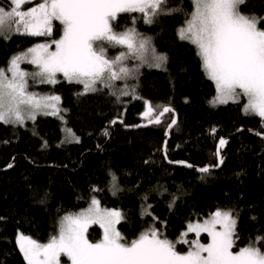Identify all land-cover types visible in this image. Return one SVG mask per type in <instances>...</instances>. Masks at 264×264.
<instances>
[{
	"label": "trees",
	"instance_id": "16d2710c",
	"mask_svg": "<svg viewBox=\"0 0 264 264\" xmlns=\"http://www.w3.org/2000/svg\"><path fill=\"white\" fill-rule=\"evenodd\" d=\"M0 5L7 7V0H0ZM167 7L181 11L159 16L153 24L142 19L135 24L138 32L151 38L156 52L168 57L162 68L145 64L130 80L129 90L134 87L140 99L129 95L117 102L107 88L77 95L83 86L63 79L43 88L58 92L59 107L67 111L38 114L22 125L0 122V264H26L16 242L18 232L48 241L56 234L60 217L86 207L94 195L103 206L122 210L125 219L118 227L129 241L153 224L175 239L189 221L208 217L218 208L233 209L237 216L234 251L264 237V139L248 131L264 133L260 118L242 112L244 99L218 106L209 103L216 95L214 83L201 70L195 46L177 35L185 13L192 11L191 0H167ZM240 10L264 17V0H247ZM132 15L140 14H120L116 29L132 26ZM60 34L56 22L53 38ZM45 39L19 34L0 38V68L19 51ZM145 102L159 106L153 118L165 106L172 111L160 124L130 128L148 121L141 116ZM175 112L178 121L166 139ZM115 119L122 124L115 123L112 132ZM222 137L230 138L220 151L223 164L209 173L199 172L218 163L215 153ZM113 183L118 185L115 192ZM89 231L92 241L101 238L98 225ZM202 237L206 239L205 234ZM258 246L264 250V241Z\"/></svg>",
	"mask_w": 264,
	"mask_h": 264
},
{
	"label": "snow or ice",
	"instance_id": "6c2138e0",
	"mask_svg": "<svg viewBox=\"0 0 264 264\" xmlns=\"http://www.w3.org/2000/svg\"><path fill=\"white\" fill-rule=\"evenodd\" d=\"M246 2L191 0L192 11L185 13L187 18L177 29V35L195 46L201 70L214 83L216 95L209 103H239L243 98L242 112L260 118L264 128V28L258 27L264 17L244 14L240 9ZM177 11L181 9L167 7V0H7V7L0 5V38L7 40L19 34L47 39L15 54L7 68H0V122L22 125L25 120L34 121L38 114L59 115L67 111L59 107V96L30 90V81L58 83L57 74L69 83L83 86L77 95L107 88L117 102L129 95L140 99L134 87L129 90L125 83L119 88L116 82L137 78L145 64L162 68L168 57L157 53L151 38L137 31L136 21L153 24L159 16ZM135 13L140 15H132V26L116 30L120 14ZM56 22L61 26L59 38H53ZM109 49H118L117 54L109 56ZM128 61L137 63L129 67ZM24 63L34 66L33 70L22 68ZM145 103L147 107L141 116L148 118L149 124H160L159 116L153 120L159 106ZM171 111L165 106L160 115ZM176 123L173 118L168 128ZM142 126L147 125H136ZM254 134L264 139V133ZM75 140L79 142V137ZM226 143L224 138L219 139L215 153L218 163L212 167L223 164L219 154ZM198 171L209 173L210 167ZM111 176L115 182V174ZM117 188L113 183L114 192ZM176 199L174 196L169 202L170 208ZM124 219L120 210L102 208L93 196L86 209L60 217L56 234L50 235L47 242L22 233L17 235L16 242L26 264H62V257L70 264H264V250L258 246L264 237L257 236L255 242L250 240L238 251L233 250L239 239L233 209L218 208L202 222H188L175 241L154 224L129 241L117 228ZM95 225L102 229V235L92 241L89 230ZM188 233H194L196 239H187ZM202 233L207 234V243L201 242ZM178 244L188 245V250L178 251Z\"/></svg>",
	"mask_w": 264,
	"mask_h": 264
},
{
	"label": "rangeland",
	"instance_id": "374dc122",
	"mask_svg": "<svg viewBox=\"0 0 264 264\" xmlns=\"http://www.w3.org/2000/svg\"><path fill=\"white\" fill-rule=\"evenodd\" d=\"M30 6H32V5H27L26 7H30ZM6 7V6H5ZM258 27H261V28H264V26H261L260 24L258 25ZM117 30V29H116ZM118 31V30H117ZM32 47V46H31ZM28 49V48H27ZM26 49H24V50H21V51H19L18 53H20V52H23V51H25ZM117 51H118V49H109L108 50V55L109 56H115L116 54H117ZM17 54V53H16ZM9 64V63H8ZM133 64H135L134 63V61H128V65H129V67H131ZM8 66V65H7ZM7 66L5 67V68H7ZM21 67L22 68H24L25 70H27V71H32L33 70V67L34 66H31V65H28V64H26V63H24V64H22L21 65ZM57 79H58V81H61V80H63L64 78L62 77V74H57ZM65 80V79H64ZM130 80L131 79H129V80H127L126 82L125 81H117L116 82V84H117V87H119V88H123V86L125 85V83H127V85H129V82H130ZM43 85H54V84H32L31 83V81H30V90L31 91H34V92H36V93H38V91H41L39 94H43V95H57V96H59V94H58V92H49V91H45L44 92V90H45V88H43ZM38 90V91H37ZM243 99V98H242ZM230 103V102H229ZM27 121H29V120H25V122L24 123H26ZM95 197H96V199H98L99 201H100V199H99V197L97 196V195H94ZM90 203V202H89ZM89 203H88V205L86 206V207H83V208H80V209H78V210H74V211H69V212H67V213H75V212H79L81 209H86L88 206H89ZM100 205H101V207L102 208H109V209H118V210H120L121 212H122V210L121 209H119V208H113V207H107V206H103L102 204H101V202H100ZM220 209H222V210H226V209H228V208H220ZM66 214V213H65ZM65 214H63V215H65ZM62 215V216H63ZM61 216V217H62ZM206 218H208V217H205V218H203V219H197V220H192L191 222H193V223H195V222H197V221H199V222H202L204 219H206ZM190 222V221H189ZM117 228H118V230H119V227H118V225H117ZM186 229V228H185ZM184 229V230H185ZM183 230V231H184ZM20 233H22V234H24V235H27V236H30V237H32L31 235H29V234H27V233H24L23 231H19L18 232V234H20ZM17 234V235H18ZM203 234H205V233H202L201 234V237H200V240H201V242L202 243H207L208 242V238H207V234H205L206 235V239H204L203 237H202V235ZM180 236V235H179ZM178 236V237H179ZM16 238H17V236H16ZM33 238V237H32ZM33 239H35V238H33ZM169 239V238H168ZM177 238H175V239H170V240H173V241H175ZM187 239H189V240H192V239H196V237H195V234L194 233H188V236H187ZM35 240H37V239H35ZM37 241H39V240H37ZM39 242H41V243H44V242H47V241H39ZM177 250L178 251H180V252H185V251H187L188 250V248H186V249H180L179 247H178V245H177ZM62 264H70V261H68V259L66 258V257H62Z\"/></svg>",
	"mask_w": 264,
	"mask_h": 264
},
{
	"label": "water",
	"instance_id": "95a60500",
	"mask_svg": "<svg viewBox=\"0 0 264 264\" xmlns=\"http://www.w3.org/2000/svg\"><path fill=\"white\" fill-rule=\"evenodd\" d=\"M163 111V110H162ZM161 111V112H162ZM160 112V113H161ZM160 113L157 115V116H159V118H160V120H161V118L166 114V113H163V115H160ZM156 116V117H157ZM156 117H154L153 118V120L156 118ZM173 118H175L176 119V121H178V114L175 112L174 113V117ZM117 122L116 123H121L120 121V119H115ZM114 121V120H113ZM171 123V122H170ZM122 124V123H121ZM177 124V123H176ZM175 124V125H176ZM112 125V132H113V127H114V125L115 124H111ZM138 125H147V126H152V125H155V123H152V124H149L148 123V121L147 122H144V123H141V124H138ZM147 126H142V127H147ZM174 126V125H173ZM172 126V127H173ZM172 127L169 129V128H167V131H166V139H168L169 137H170V131H171V129H172ZM130 128H135V129H137V128H141V127H136V126H134V127H130ZM252 130V129H251ZM249 131V130H248ZM254 132H256L255 130H253L252 131V133L254 134ZM222 138H224L226 141H227V143H228V141L230 140V138L229 137H222ZM219 142V141H218ZM227 143L222 147V148H224L226 145H227ZM217 146H218V144H217ZM221 148V149H222ZM221 151V150H220ZM220 155V157H221V154H219ZM222 165V164H221ZM221 165L219 166V167H221ZM187 166V165H186ZM187 167H189V166H187ZM219 167H216V168H214V167H210V170H212V169H217V168H219ZM190 168H193V167H190Z\"/></svg>",
	"mask_w": 264,
	"mask_h": 264
}]
</instances>
